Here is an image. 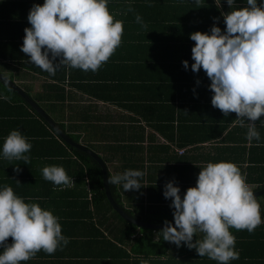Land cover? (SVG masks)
Segmentation results:
<instances>
[{"label": "trees", "instance_id": "16d2710c", "mask_svg": "<svg viewBox=\"0 0 264 264\" xmlns=\"http://www.w3.org/2000/svg\"><path fill=\"white\" fill-rule=\"evenodd\" d=\"M44 2L0 0V73L18 84L72 140L99 154L108 177L128 169L144 173L139 190L125 192L122 184H110L128 215L155 225L174 223L171 199L163 195L165 184L174 180L183 198L208 162H233L247 174L253 191L264 188V116L255 122L260 141L249 142L247 126L235 122L236 113L224 116L212 106L214 93L205 71L191 70L195 42L190 34H210L214 24L225 31L222 13L246 7L247 0H235L233 9L226 0H109V11L124 22L120 46L97 72L62 66L55 76L30 63L21 51L24 29L31 27L29 11ZM261 3L264 0H257ZM137 14L147 27L136 22ZM146 127L150 131L145 136ZM12 130L21 131L32 144L27 164L3 158V143ZM200 145L209 151L200 152ZM50 165L64 167L75 184L56 186L45 180L42 169ZM5 185L26 203L52 210L60 218L62 235L70 240L54 254L41 250L20 264H219L183 243L177 247L164 241L162 229L121 217L108 201L99 163L62 140L0 80V190ZM257 200L262 223L253 233L229 229L239 259L228 264H264V195ZM202 237L198 233L193 243ZM12 242L9 237L7 243ZM3 250L0 247V254Z\"/></svg>", "mask_w": 264, "mask_h": 264}, {"label": "clouds", "instance_id": "9594fccd", "mask_svg": "<svg viewBox=\"0 0 264 264\" xmlns=\"http://www.w3.org/2000/svg\"><path fill=\"white\" fill-rule=\"evenodd\" d=\"M108 2L45 0L43 5L34 4L27 17L31 27L24 29L21 51L30 63L50 76H55L62 66L97 72L120 46L124 33V22L114 18ZM226 2L233 9L235 0ZM222 15L225 31L214 24L210 34H190L195 42L191 70L198 73L202 68L210 79L212 106L224 116L236 113L235 122L247 126L246 139L260 141L255 122L264 116V3L247 0L246 7ZM136 22L147 27L139 14ZM182 63L187 70L188 61ZM3 80L8 87L7 79ZM31 148L28 137L12 130L3 143V158L27 164L30 157L26 153ZM200 169L196 186L189 187L183 198L174 180L165 184L163 195L171 199L174 225L165 221L160 232L164 241L177 247L183 243L188 249H195L199 257L228 264L239 259L236 237L229 229L253 233L262 223L261 206L246 183L247 174H242L235 163L208 162ZM14 171L18 173L19 167ZM42 175L56 186L75 184L62 166H45ZM143 175L140 170L128 169L108 177L107 183L122 184L125 192L139 190ZM17 183L20 184L18 180ZM59 219L38 203H26L11 186L5 185L0 190V247L4 249L0 264H20L41 250L51 255L67 246L70 240L62 235ZM198 233L203 237L193 243ZM9 237L11 244L7 243Z\"/></svg>", "mask_w": 264, "mask_h": 264}, {"label": "water", "instance_id": "95a60500", "mask_svg": "<svg viewBox=\"0 0 264 264\" xmlns=\"http://www.w3.org/2000/svg\"><path fill=\"white\" fill-rule=\"evenodd\" d=\"M3 78H6L8 81V86H10L14 91H16L39 115H41L46 121L47 123L50 125V127L52 129H54L56 131V133L58 134V136L64 140L66 143H68L69 145L76 147L80 150H82L83 152L91 155L101 166L102 171H103V183H104V189L108 198V201L110 202L111 206L113 207V209L121 216L123 217L125 220H127L128 222L135 224V225H139V226H144L147 228H153V229H163L164 224H160V225H155V224H150V223H145L143 221H139L133 217H131L130 215H128L120 206L119 204L116 202V200L114 199L112 193H111V189H110V184L107 183V179H108V169L106 166L105 161L102 159V157L97 154L96 152H94L93 150H91L90 148L86 147L85 145L75 142L74 140H72V138H70L56 123L55 121L47 114V112L35 101L33 100L29 95H27L19 86L18 84H16L14 81H12L11 79H9L8 77H6L5 75L0 73V80L4 82ZM253 195L256 197H261L264 195V188L259 190V191H253ZM174 225V223H173Z\"/></svg>", "mask_w": 264, "mask_h": 264}, {"label": "crops", "instance_id": "0c3cea01", "mask_svg": "<svg viewBox=\"0 0 264 264\" xmlns=\"http://www.w3.org/2000/svg\"><path fill=\"white\" fill-rule=\"evenodd\" d=\"M103 104L101 103L100 104V107H101V109L103 108ZM148 131H150V129H149V127H146V129H145V136H146V134L148 133ZM160 136V135H159ZM159 140H161V139H159ZM199 147V150H200V152H208L209 150H207L208 148L207 147H205V146H203V145H200V146H198ZM183 175H184V177H186V173L184 174L183 173Z\"/></svg>", "mask_w": 264, "mask_h": 264}, {"label": "rangeland", "instance_id": "374dc122", "mask_svg": "<svg viewBox=\"0 0 264 264\" xmlns=\"http://www.w3.org/2000/svg\"><path fill=\"white\" fill-rule=\"evenodd\" d=\"M28 78V77H27ZM26 78V79H27ZM29 81H34L33 79L29 78ZM36 86H38V82L36 81Z\"/></svg>", "mask_w": 264, "mask_h": 264}]
</instances>
